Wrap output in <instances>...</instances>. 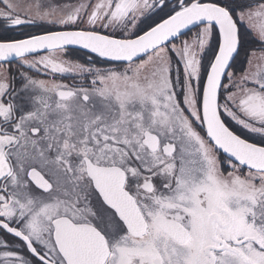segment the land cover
Returning a JSON list of instances; mask_svg holds the SVG:
<instances>
[{
  "label": "snow or ice",
  "instance_id": "snow-or-ice-1",
  "mask_svg": "<svg viewBox=\"0 0 264 264\" xmlns=\"http://www.w3.org/2000/svg\"><path fill=\"white\" fill-rule=\"evenodd\" d=\"M0 2V264H264V0Z\"/></svg>",
  "mask_w": 264,
  "mask_h": 264
},
{
  "label": "flooded vegetation",
  "instance_id": "flooded-vegetation-1",
  "mask_svg": "<svg viewBox=\"0 0 264 264\" xmlns=\"http://www.w3.org/2000/svg\"><path fill=\"white\" fill-rule=\"evenodd\" d=\"M55 3H59V4H65V3H75L76 0H54ZM5 5L0 2V8H4ZM44 27H48V28H51L52 30H59V26L58 25H51V24H44L43 25ZM41 29L38 28L36 25H30V26H26V27H22V28H17L16 30L8 33L7 35H10V36H20L22 33H27V32H39ZM195 30H193L194 32ZM258 47V45H257ZM71 59H74V60H78L79 62H84L85 60L88 59L87 56L83 55V53H71L70 57ZM101 66H104V65H101ZM26 69L25 68H19L17 63H13L11 65V72L12 74L15 76V80H16V86H19V82H20V76H19V72H22V71H25ZM30 74H33V73H30ZM38 78H49V77H46L44 76L43 74H40ZM64 82L66 83H72L74 82L73 79L71 77H68L64 80ZM75 82L79 83V78H77L75 80ZM230 123V126L233 128L234 131H237L238 134H242V135H247L249 137H251L252 135L254 134H248V133H244L243 130L235 125L234 123L232 122H229Z\"/></svg>",
  "mask_w": 264,
  "mask_h": 264
},
{
  "label": "rangeland",
  "instance_id": "rangeland-1",
  "mask_svg": "<svg viewBox=\"0 0 264 264\" xmlns=\"http://www.w3.org/2000/svg\"><path fill=\"white\" fill-rule=\"evenodd\" d=\"M20 2H23V0H20Z\"/></svg>",
  "mask_w": 264,
  "mask_h": 264
}]
</instances>
